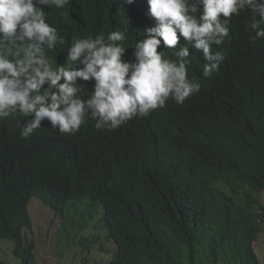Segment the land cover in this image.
I'll use <instances>...</instances> for the list:
<instances>
[{"label": "trees", "instance_id": "1", "mask_svg": "<svg viewBox=\"0 0 264 264\" xmlns=\"http://www.w3.org/2000/svg\"><path fill=\"white\" fill-rule=\"evenodd\" d=\"M148 9L147 0L44 7L65 40L48 55L59 64L73 37L126 30L124 59L132 60L130 46L156 23ZM254 15L246 8L231 17L222 74L187 107L70 140L37 132L23 142L0 122V238L13 242L20 264H39L24 235L33 197L61 217L63 239L83 253L97 242L85 232L100 214L117 246L109 264H261L254 243L264 222V38L246 30Z\"/></svg>", "mask_w": 264, "mask_h": 264}, {"label": "clouds", "instance_id": "2", "mask_svg": "<svg viewBox=\"0 0 264 264\" xmlns=\"http://www.w3.org/2000/svg\"><path fill=\"white\" fill-rule=\"evenodd\" d=\"M68 3L0 0V122L10 127L7 117L26 116L11 129L23 142L36 141L39 131L70 140L76 133L110 132L124 124L130 128L150 115L187 107L221 73L219 48L229 35V20L241 10L250 8L255 14L246 30L255 32L254 39L264 38V0H147L156 23L130 46L132 60L124 59L123 30L106 37H73L63 62L54 65L48 53L65 40L46 22L43 6L64 9ZM202 64L199 80L192 79ZM34 198L40 200L33 197L28 210ZM27 229L32 228L24 229L25 236ZM94 239L92 248L99 243V237ZM92 248L80 251L85 255Z\"/></svg>", "mask_w": 264, "mask_h": 264}, {"label": "rangeland", "instance_id": "3", "mask_svg": "<svg viewBox=\"0 0 264 264\" xmlns=\"http://www.w3.org/2000/svg\"><path fill=\"white\" fill-rule=\"evenodd\" d=\"M264 204V194L262 197ZM30 213L33 220L32 229L25 230L26 235L36 243L35 256L39 264H108L115 255L117 246L109 239L103 227L98 222L99 215H96L90 228L85 234L99 237V243L91 252L82 254L78 247L68 245L62 238L60 226L62 220L34 198L30 203ZM262 233L255 243V250L264 264V222ZM14 245L11 241L0 239V258L8 264H20V261L13 254Z\"/></svg>", "mask_w": 264, "mask_h": 264}, {"label": "bare ground", "instance_id": "4", "mask_svg": "<svg viewBox=\"0 0 264 264\" xmlns=\"http://www.w3.org/2000/svg\"><path fill=\"white\" fill-rule=\"evenodd\" d=\"M189 47V46H188ZM124 58H126V57H124ZM205 64V63H204ZM204 64H202V65H204ZM202 68V66L200 65V67L199 68H196V70L194 69V72L192 73V79L193 78H196L197 80H199L197 77H196V74L199 72V70ZM189 71L190 70H188V73H189ZM222 74V73H221ZM194 96V95H193ZM172 101V99H169L166 103H170ZM185 102H189L188 100H186ZM10 125V127H11V129H13L14 127L12 126V124H9ZM121 127H124V125H122ZM35 135V133H33V134H31L30 135V137L31 136H34ZM30 137H28V138H30ZM24 140H26V139H24Z\"/></svg>", "mask_w": 264, "mask_h": 264}, {"label": "water", "instance_id": "5", "mask_svg": "<svg viewBox=\"0 0 264 264\" xmlns=\"http://www.w3.org/2000/svg\"><path fill=\"white\" fill-rule=\"evenodd\" d=\"M44 7L47 8V9H51V8H49V7H47V6H44ZM27 119H30V118L28 117ZM36 130H37V129H36ZM36 130H35V131H36ZM39 132H41V131H39Z\"/></svg>", "mask_w": 264, "mask_h": 264}]
</instances>
